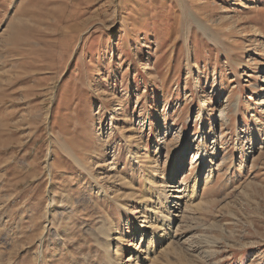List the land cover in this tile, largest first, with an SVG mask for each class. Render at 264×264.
Returning a JSON list of instances; mask_svg holds the SVG:
<instances>
[{
  "label": "rangeland",
  "instance_id": "obj_1",
  "mask_svg": "<svg viewBox=\"0 0 264 264\" xmlns=\"http://www.w3.org/2000/svg\"><path fill=\"white\" fill-rule=\"evenodd\" d=\"M135 263L264 264V0H0V264Z\"/></svg>",
  "mask_w": 264,
  "mask_h": 264
},
{
  "label": "bare ground",
  "instance_id": "obj_2",
  "mask_svg": "<svg viewBox=\"0 0 264 264\" xmlns=\"http://www.w3.org/2000/svg\"><path fill=\"white\" fill-rule=\"evenodd\" d=\"M196 159H197V157H196ZM203 164H206V162H204ZM211 171L207 174V176L208 177H210L211 176ZM183 184L182 183H180V185H179V187H183L182 186ZM195 187H196V185H195ZM195 189V188H194ZM182 190V191H181ZM181 190H178V192H179V194L178 195H176L175 196V198H177L175 201H174V203H172L173 204V207H178L179 205H181V203H182V199H184V191H185V187H184V190L183 189H181ZM193 197V195H191L190 196V198H192ZM180 207V206H179ZM178 207V208H179ZM148 208V207H147ZM125 209L127 210V211H130L131 212V209H130V207L129 206H125ZM175 215H177L178 217L180 216L179 214H175ZM152 227H154L152 224H149V226L147 225V224H145V225H143L142 226V228H150V229H153ZM164 231V230H163ZM150 234L152 235V237L150 238V240H152V242L148 245V246H146L143 250H141V252L143 251V252H145L147 255L146 256H149V255H151V253H153V252H151V250H153V247L155 246V244L156 245H159L161 242H162V240L164 239V233H161V235H160V237H158V233H155L154 232V230H151L150 231ZM124 235H120L119 237H118V241L119 242H124V237H123ZM140 244H142V245H144V240L143 239H141V241H140ZM137 260L139 259L140 261L141 260H143L144 259V257L140 254V252L136 255V257H135ZM147 259V258H146ZM138 260V261H139ZM149 260V259H148ZM121 262V261H120ZM135 264H138V263H135Z\"/></svg>",
  "mask_w": 264,
  "mask_h": 264
}]
</instances>
